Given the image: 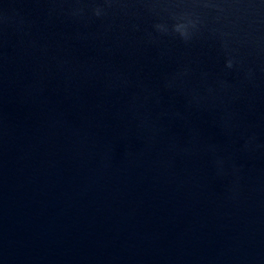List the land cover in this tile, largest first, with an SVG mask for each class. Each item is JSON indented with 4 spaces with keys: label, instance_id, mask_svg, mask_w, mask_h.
Listing matches in <instances>:
<instances>
[{
    "label": "water",
    "instance_id": "water-1",
    "mask_svg": "<svg viewBox=\"0 0 264 264\" xmlns=\"http://www.w3.org/2000/svg\"><path fill=\"white\" fill-rule=\"evenodd\" d=\"M0 264H264V0H0Z\"/></svg>",
    "mask_w": 264,
    "mask_h": 264
}]
</instances>
